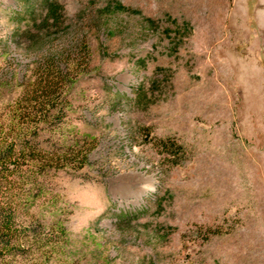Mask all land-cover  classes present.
<instances>
[{"label":"rangeland","instance_id":"374dc122","mask_svg":"<svg viewBox=\"0 0 264 264\" xmlns=\"http://www.w3.org/2000/svg\"><path fill=\"white\" fill-rule=\"evenodd\" d=\"M48 62L62 159L0 193L30 230L2 263L264 264V0H0V140Z\"/></svg>","mask_w":264,"mask_h":264},{"label":"trees","instance_id":"16d2710c","mask_svg":"<svg viewBox=\"0 0 264 264\" xmlns=\"http://www.w3.org/2000/svg\"><path fill=\"white\" fill-rule=\"evenodd\" d=\"M61 11L62 7L59 4H49L42 24L49 22L55 24L62 17ZM46 65L38 79L22 96V100L28 103L23 108L24 117L35 121L20 128L15 138L11 137L10 141L0 140V193L5 197L13 186L18 187L21 195L24 196L31 190L36 175L43 172L45 167L62 159L40 149L35 140L39 131L49 130L62 124L65 115L63 107H56V103L65 92L63 88L67 82L66 67L59 68L53 62H48ZM52 68L56 73L54 71L51 73ZM64 100L67 104L66 97ZM83 158L85 160V156ZM9 203L12 202L4 203L5 205L0 207V264H5L2 263L5 255L11 252L19 254L24 252L30 240V230L27 227L21 226L20 229L15 227L14 210Z\"/></svg>","mask_w":264,"mask_h":264}]
</instances>
